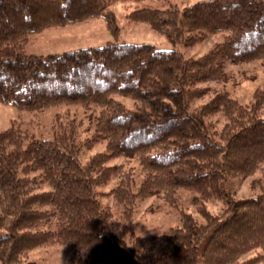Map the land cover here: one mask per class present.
Masks as SVG:
<instances>
[{
  "label": "trees",
  "instance_id": "trees-1",
  "mask_svg": "<svg viewBox=\"0 0 264 264\" xmlns=\"http://www.w3.org/2000/svg\"><path fill=\"white\" fill-rule=\"evenodd\" d=\"M132 2V21L164 34L172 48L113 39L102 45L28 53L31 35L46 27L103 17L116 37L112 5ZM161 2V3H159ZM222 40L199 57L191 46ZM264 60V0H0V102L40 112L54 105L95 104L107 150L81 161L75 119L50 137L11 125L0 130V264H37L30 253L60 244L72 264H257L264 250V177L256 195L236 197L232 181L264 164V90L249 105L226 92L192 107L223 77L227 63ZM120 98L134 101L128 107ZM226 121L218 127L216 114ZM58 121V120H57ZM138 158L143 178L114 157ZM112 179L108 193L99 189ZM201 216L180 211V225L161 236L135 233L138 200L159 193L178 207L179 192ZM103 194L113 197L104 205ZM222 203L219 213L207 207ZM120 223L121 226H118ZM131 234L128 242L124 236ZM168 249L157 254L158 246Z\"/></svg>",
  "mask_w": 264,
  "mask_h": 264
},
{
  "label": "rangeland",
  "instance_id": "rangeland-1",
  "mask_svg": "<svg viewBox=\"0 0 264 264\" xmlns=\"http://www.w3.org/2000/svg\"><path fill=\"white\" fill-rule=\"evenodd\" d=\"M197 0H171L180 6L193 3ZM161 3V2H159ZM132 2L118 1L112 5L115 12L116 37L109 30L105 18L97 17L85 21L65 25H54L44 28L42 31L31 35L26 45L28 53L46 54L60 52L66 49L102 45L115 38L130 42H151L160 48H172L173 45L164 34L153 30L148 24L132 21L128 14L134 9ZM221 34L210 35L205 40L199 41L191 46H179V49L187 57H199L213 48L222 40ZM200 86L208 88L205 93L197 98L192 107H198L209 102L217 93L226 91L230 97L239 104L249 105L254 101L255 93L264 90V60L245 62L241 64L227 63L224 67V75L217 80L202 82ZM128 107L133 108L135 103L130 98H120ZM100 107L91 104L87 107L81 105H54L47 109L36 112L18 110L10 104L0 102V130L11 125L25 130L31 137H50L53 134L55 124L67 123L75 119L79 142L81 146V161L87 163L91 157L99 152L107 150V138L97 130V117ZM212 121L220 129L226 121L223 112L216 114ZM58 120V121H57ZM110 165H122V167L134 173L133 179L138 182L143 178L142 165L138 158L114 157L109 161ZM264 177V164L248 177H236L232 181V190L236 197L252 196L259 193L260 180ZM117 179H112L107 185L99 190L108 193L115 186ZM192 192L181 190L179 192V206H171L159 193L138 200L134 208L135 233L140 236H161L170 232L172 227L180 225V211L192 212L198 219L201 216L190 203ZM103 204H112L113 197L103 194ZM222 203L210 200L207 207L214 213H219ZM123 227L122 225H119ZM128 242L131 241L130 232L124 233ZM168 249V245L158 246L157 254ZM258 254L264 255V250L254 249L243 256V260ZM76 254L70 247L60 244L41 247L33 250L29 258L37 264H72L76 260ZM257 264H264V259Z\"/></svg>",
  "mask_w": 264,
  "mask_h": 264
}]
</instances>
